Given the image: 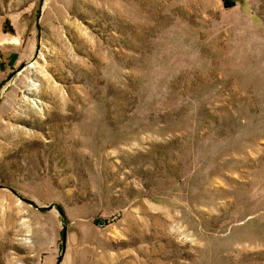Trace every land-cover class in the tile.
Instances as JSON below:
<instances>
[{
	"label": "rangeland",
	"instance_id": "374dc122",
	"mask_svg": "<svg viewBox=\"0 0 264 264\" xmlns=\"http://www.w3.org/2000/svg\"><path fill=\"white\" fill-rule=\"evenodd\" d=\"M0 264H264V0H0Z\"/></svg>",
	"mask_w": 264,
	"mask_h": 264
},
{
	"label": "water",
	"instance_id": "95a60500",
	"mask_svg": "<svg viewBox=\"0 0 264 264\" xmlns=\"http://www.w3.org/2000/svg\"><path fill=\"white\" fill-rule=\"evenodd\" d=\"M57 207L60 208L58 205H57ZM61 237H62V240H64V238H65V229L64 228L61 230ZM63 248H64V244L62 243L61 249L63 250Z\"/></svg>",
	"mask_w": 264,
	"mask_h": 264
},
{
	"label": "trees",
	"instance_id": "16d2710c",
	"mask_svg": "<svg viewBox=\"0 0 264 264\" xmlns=\"http://www.w3.org/2000/svg\"><path fill=\"white\" fill-rule=\"evenodd\" d=\"M227 3H230V4H232V2H227Z\"/></svg>",
	"mask_w": 264,
	"mask_h": 264
},
{
	"label": "bare ground",
	"instance_id": "6f19581e",
	"mask_svg": "<svg viewBox=\"0 0 264 264\" xmlns=\"http://www.w3.org/2000/svg\"><path fill=\"white\" fill-rule=\"evenodd\" d=\"M31 65V64H30Z\"/></svg>",
	"mask_w": 264,
	"mask_h": 264
}]
</instances>
